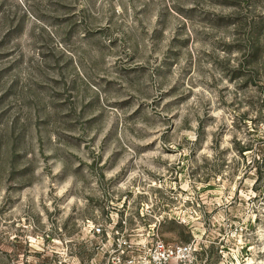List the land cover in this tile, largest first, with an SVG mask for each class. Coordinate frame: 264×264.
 <instances>
[{"label": "rangeland", "instance_id": "1", "mask_svg": "<svg viewBox=\"0 0 264 264\" xmlns=\"http://www.w3.org/2000/svg\"><path fill=\"white\" fill-rule=\"evenodd\" d=\"M259 16L0 0V264H139L156 238L264 264V90L238 46Z\"/></svg>", "mask_w": 264, "mask_h": 264}, {"label": "trees", "instance_id": "2", "mask_svg": "<svg viewBox=\"0 0 264 264\" xmlns=\"http://www.w3.org/2000/svg\"><path fill=\"white\" fill-rule=\"evenodd\" d=\"M240 22L246 25L243 19ZM252 24L250 32H243L238 39L239 50L247 51L248 55L242 78L264 90V16L257 17Z\"/></svg>", "mask_w": 264, "mask_h": 264}, {"label": "built area", "instance_id": "3", "mask_svg": "<svg viewBox=\"0 0 264 264\" xmlns=\"http://www.w3.org/2000/svg\"><path fill=\"white\" fill-rule=\"evenodd\" d=\"M199 248L195 240L170 244L161 238H156L148 251L143 256H139V264H201L198 260Z\"/></svg>", "mask_w": 264, "mask_h": 264}]
</instances>
